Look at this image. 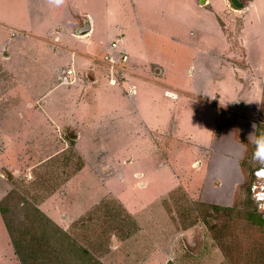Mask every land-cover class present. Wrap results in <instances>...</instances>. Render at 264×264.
I'll use <instances>...</instances> for the list:
<instances>
[{
	"label": "rangeland",
	"instance_id": "obj_1",
	"mask_svg": "<svg viewBox=\"0 0 264 264\" xmlns=\"http://www.w3.org/2000/svg\"><path fill=\"white\" fill-rule=\"evenodd\" d=\"M135 1L140 6L144 0ZM226 9L220 25L228 39L240 15L229 0ZM160 26L180 32L169 17ZM174 58L169 63L181 73L186 57ZM15 67L0 64V221L6 234L0 264H264V180L254 176L264 159V103L252 119L232 106L215 107L226 117H217L212 128L211 110L176 109V131L192 132L200 144L175 139L171 121L158 133L135 114V154L114 157L125 140L104 134L85 141L84 126L32 122L37 115L22 79L10 71ZM107 71L102 75L115 85ZM35 208L68 238L33 242L39 231L54 229ZM68 242L89 254H72Z\"/></svg>",
	"mask_w": 264,
	"mask_h": 264
},
{
	"label": "crops",
	"instance_id": "obj_2",
	"mask_svg": "<svg viewBox=\"0 0 264 264\" xmlns=\"http://www.w3.org/2000/svg\"><path fill=\"white\" fill-rule=\"evenodd\" d=\"M238 1L242 8L229 0L240 23L230 25L227 39L220 22L228 0H144L140 6L135 0H0V64H15L10 71L22 79L37 115L32 122L84 126L85 141L104 134L125 140L114 157L135 154V114L158 133L171 121L175 139L200 144L192 132L176 131V109L211 110L212 128L217 117H226L215 107L232 106L252 119L264 103V0ZM167 16L176 35L160 26ZM113 42L128 57L115 85L101 73ZM178 53L187 60L181 73L169 63ZM122 89L135 102L125 100ZM188 148L186 143L191 156ZM5 237L0 221L3 242Z\"/></svg>",
	"mask_w": 264,
	"mask_h": 264
},
{
	"label": "trees",
	"instance_id": "obj_3",
	"mask_svg": "<svg viewBox=\"0 0 264 264\" xmlns=\"http://www.w3.org/2000/svg\"><path fill=\"white\" fill-rule=\"evenodd\" d=\"M34 211L39 215L41 216L42 220H43V225L44 223L50 225L52 228H54L52 231L53 233H46L45 231L47 230H42L41 232L39 231V229H41L40 225L37 224V232L39 231V235H37L38 237H35L32 239V241H36V244H38L43 238L45 241H49V240H52V242H54L55 244L56 243H62L61 240L64 238H68L66 233L64 231H62L59 227H57L56 225H54V223L52 221H50L46 216H44L37 208L34 209ZM0 212L4 213V210L3 208L0 209ZM7 225V224H6ZM32 225V224H31ZM8 227V230H9V234H10V238L13 240L14 239V249H15V252H17L16 254L18 255V257H20L21 261L22 260H25V258L23 257V255L20 253V246H19V243L18 241L15 240V237L12 235L11 233V229L9 227V225H7ZM30 230L34 231V229L31 227ZM36 230V229H35ZM35 245V244H34ZM67 245L69 246V249L71 250L72 254L75 255V252L77 250H82V248H78L76 250L73 242H68ZM31 246H33V244L31 243ZM36 249V248H35ZM83 253L85 254H89L87 251H84L82 250ZM33 255V251L31 252L30 256ZM94 264V263H93Z\"/></svg>",
	"mask_w": 264,
	"mask_h": 264
},
{
	"label": "built area",
	"instance_id": "obj_4",
	"mask_svg": "<svg viewBox=\"0 0 264 264\" xmlns=\"http://www.w3.org/2000/svg\"><path fill=\"white\" fill-rule=\"evenodd\" d=\"M127 61V55L124 52L117 50V43L113 42L111 44L110 51L103 57V63L108 69L110 79H112V83L115 82V79L113 77L121 76L122 73L125 71ZM66 73L71 74V71H67ZM254 176L256 178L264 180V159L262 165L254 171ZM259 199L261 201L263 199L262 205L264 208V195H262V197H260Z\"/></svg>",
	"mask_w": 264,
	"mask_h": 264
},
{
	"label": "water",
	"instance_id": "obj_5",
	"mask_svg": "<svg viewBox=\"0 0 264 264\" xmlns=\"http://www.w3.org/2000/svg\"><path fill=\"white\" fill-rule=\"evenodd\" d=\"M236 8H242L243 5L238 0H230Z\"/></svg>",
	"mask_w": 264,
	"mask_h": 264
},
{
	"label": "bare ground",
	"instance_id": "obj_6",
	"mask_svg": "<svg viewBox=\"0 0 264 264\" xmlns=\"http://www.w3.org/2000/svg\"><path fill=\"white\" fill-rule=\"evenodd\" d=\"M262 174V173H261ZM263 175V174H262Z\"/></svg>",
	"mask_w": 264,
	"mask_h": 264
}]
</instances>
